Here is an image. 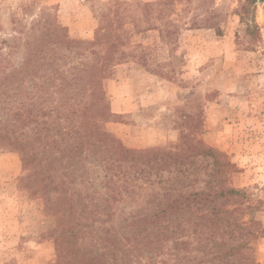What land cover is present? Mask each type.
<instances>
[{"label": "trees", "instance_id": "16d2710c", "mask_svg": "<svg viewBox=\"0 0 264 264\" xmlns=\"http://www.w3.org/2000/svg\"><path fill=\"white\" fill-rule=\"evenodd\" d=\"M258 2L241 0L236 10L248 37L259 33ZM116 14L102 12L105 22L88 42L39 19L20 31L21 64H0V146L19 152L27 170L21 184L56 218L55 264H254L252 240L263 228L245 188L226 183L233 164L221 151L201 139L182 141L177 151L130 149L105 128L112 114L103 80L122 58L126 33ZM212 19L209 11L200 27L221 34ZM99 44L105 47L95 49ZM62 48H85L89 56L63 68L59 61L69 56ZM197 157L212 158L203 185L195 184ZM135 196L143 203L115 211Z\"/></svg>", "mask_w": 264, "mask_h": 264}, {"label": "rangeland", "instance_id": "374dc122", "mask_svg": "<svg viewBox=\"0 0 264 264\" xmlns=\"http://www.w3.org/2000/svg\"><path fill=\"white\" fill-rule=\"evenodd\" d=\"M142 3L152 6L144 10ZM240 3L0 0V64L5 70L21 64L20 31L39 19L55 20L70 38L88 42L105 22L102 12L116 8L115 22L126 33L119 45L122 58L103 80L112 114L105 128L130 149L177 151L182 141L201 139L221 151L233 164L226 183L245 188L256 207L263 233L252 240L254 264H264V2L256 4L259 33L252 37L245 35L237 15ZM209 11L221 34L200 27ZM104 47L99 44L95 49ZM74 50L61 49V55L69 56L59 61L63 68L89 56L85 48L76 49V54ZM195 159L199 165L195 184L203 185L210 178L212 158ZM26 173L19 152L0 146V264H55L56 218L43 210L40 194L21 184ZM143 200L126 198L115 204V211L135 208Z\"/></svg>", "mask_w": 264, "mask_h": 264}]
</instances>
